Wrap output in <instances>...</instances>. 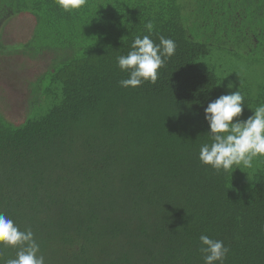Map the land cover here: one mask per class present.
I'll list each match as a JSON object with an SVG mask.
<instances>
[{"label":"trees","instance_id":"1","mask_svg":"<svg viewBox=\"0 0 264 264\" xmlns=\"http://www.w3.org/2000/svg\"><path fill=\"white\" fill-rule=\"evenodd\" d=\"M23 13V53L51 65L24 121L0 113V213L31 229L46 264H204L202 234L224 242V264H264V158L227 173L199 160L204 109L229 83L239 119L264 104V83L226 64L264 68V0H87L71 14L0 0V26ZM148 22L175 54L155 83L123 88L117 57ZM16 252L0 245L4 260Z\"/></svg>","mask_w":264,"mask_h":264},{"label":"clouds","instance_id":"2","mask_svg":"<svg viewBox=\"0 0 264 264\" xmlns=\"http://www.w3.org/2000/svg\"><path fill=\"white\" fill-rule=\"evenodd\" d=\"M54 2L63 12L71 14L82 8L87 0ZM153 28L152 22L145 24L149 35L136 36L127 55L117 57L119 70L128 74V78L119 81L121 87L135 89L145 82L155 83L158 70L175 54L174 40L160 36L157 44L151 39ZM227 87L229 94L219 96L204 109L210 142L203 143L199 150L202 165L225 173L234 166L251 169L256 158H264V104L251 110L253 114L246 120H241L244 97L239 89L231 91L232 83ZM199 242L204 264H224L229 249L222 240L202 234ZM0 245L17 249L15 258H0V264H46L31 229L21 230L3 213H0Z\"/></svg>","mask_w":264,"mask_h":264},{"label":"rangeland","instance_id":"3","mask_svg":"<svg viewBox=\"0 0 264 264\" xmlns=\"http://www.w3.org/2000/svg\"><path fill=\"white\" fill-rule=\"evenodd\" d=\"M34 25L33 16L23 13L0 26V113L16 124L24 121L30 113L28 101L32 95V82L51 65V56L48 53L36 56L23 53V46L29 41ZM226 64L230 78L236 73H248L250 78L245 83L249 80L258 84L264 83V68L257 65L246 67L244 62L231 58L226 59ZM240 77L239 74V81Z\"/></svg>","mask_w":264,"mask_h":264}]
</instances>
